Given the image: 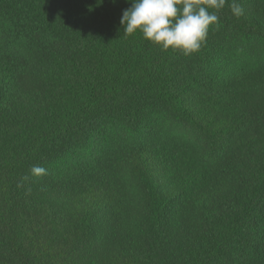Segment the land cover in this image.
Here are the masks:
<instances>
[{
  "label": "trees",
  "instance_id": "16d2710c",
  "mask_svg": "<svg viewBox=\"0 0 264 264\" xmlns=\"http://www.w3.org/2000/svg\"><path fill=\"white\" fill-rule=\"evenodd\" d=\"M238 2L184 56L124 34L131 0H0V264H264V63L235 46L264 59V0Z\"/></svg>",
  "mask_w": 264,
  "mask_h": 264
},
{
  "label": "clouds",
  "instance_id": "9594fccd",
  "mask_svg": "<svg viewBox=\"0 0 264 264\" xmlns=\"http://www.w3.org/2000/svg\"><path fill=\"white\" fill-rule=\"evenodd\" d=\"M228 0H131L120 24L125 35L142 33L145 40L162 50L178 51L184 56L198 53L206 42L210 26L219 24L217 13ZM233 16L243 15L238 0L228 4ZM32 174H47L45 168L34 166Z\"/></svg>",
  "mask_w": 264,
  "mask_h": 264
},
{
  "label": "rangeland",
  "instance_id": "374dc122",
  "mask_svg": "<svg viewBox=\"0 0 264 264\" xmlns=\"http://www.w3.org/2000/svg\"><path fill=\"white\" fill-rule=\"evenodd\" d=\"M236 52L239 57L238 61L247 68L253 67V69L262 68L264 59L262 58V50L260 46L253 41V39H249L247 37L240 36L236 40ZM165 136L176 140H182L187 142L195 147H201V144L194 134L191 131L181 125H174L172 123H168L165 126L163 131Z\"/></svg>",
  "mask_w": 264,
  "mask_h": 264
}]
</instances>
